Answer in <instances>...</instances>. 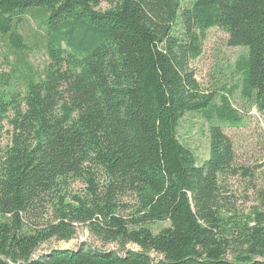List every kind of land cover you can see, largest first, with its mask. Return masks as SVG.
<instances>
[{
    "label": "trees",
    "instance_id": "trees-1",
    "mask_svg": "<svg viewBox=\"0 0 264 264\" xmlns=\"http://www.w3.org/2000/svg\"><path fill=\"white\" fill-rule=\"evenodd\" d=\"M27 18L48 62L21 94L0 76V264H264V192L248 214L227 194L240 168L221 123L238 114L189 65L222 28L246 49L242 95L264 110V0H0V39L21 64ZM187 112L209 122L200 164L177 138ZM77 224L102 247L33 256Z\"/></svg>",
    "mask_w": 264,
    "mask_h": 264
},
{
    "label": "rangeland",
    "instance_id": "rangeland-1",
    "mask_svg": "<svg viewBox=\"0 0 264 264\" xmlns=\"http://www.w3.org/2000/svg\"><path fill=\"white\" fill-rule=\"evenodd\" d=\"M189 1L191 0H181V5ZM107 7L108 4L104 1L99 6L101 10ZM36 27L37 22L29 18L25 19L21 25V31L28 44L25 62L22 63L24 65L0 39V76L7 83L3 90L8 93V96L13 93H23L26 74L29 72L41 74L47 65V53L36 36ZM227 38L228 34L222 28H209L200 55L191 59L189 65L203 89L216 92L217 100L221 94L226 95L238 114L240 120L238 123H221L223 131L232 141L234 166L240 168L239 174L230 176L228 179L227 194L232 196L238 214H248L253 207L259 206L260 196L264 192V110H258L248 98L242 95L241 77L234 72L233 68L235 60L244 54L246 49L228 45ZM208 126L209 122L200 113L187 112L179 120L176 128L178 140L191 149L198 164L208 156ZM7 129L5 125L0 138V148L8 142ZM149 156L156 158L154 154ZM164 225L167 223H156L152 229L157 231ZM82 243L102 247L83 225L77 224L73 238L67 241L51 239L43 243L33 256L52 248H76ZM103 247L114 250L117 245L107 244ZM126 248L137 249L138 247L128 244ZM150 256L159 257L153 252Z\"/></svg>",
    "mask_w": 264,
    "mask_h": 264
},
{
    "label": "water",
    "instance_id": "water-1",
    "mask_svg": "<svg viewBox=\"0 0 264 264\" xmlns=\"http://www.w3.org/2000/svg\"><path fill=\"white\" fill-rule=\"evenodd\" d=\"M110 250H112V249H110Z\"/></svg>",
    "mask_w": 264,
    "mask_h": 264
}]
</instances>
